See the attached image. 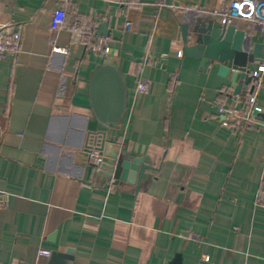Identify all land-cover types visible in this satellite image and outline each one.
I'll use <instances>...</instances> for the list:
<instances>
[{"label": "crops", "instance_id": "0c3cea01", "mask_svg": "<svg viewBox=\"0 0 264 264\" xmlns=\"http://www.w3.org/2000/svg\"><path fill=\"white\" fill-rule=\"evenodd\" d=\"M231 1L0 0V24L21 31L20 53L0 61V264H47L41 249L70 248V264H264V75L252 84L256 122L226 124L230 75L184 55L182 26L196 19L185 8L222 22ZM61 7L69 18L53 31ZM229 22L263 43L246 21ZM84 29L95 30L90 46ZM105 64L128 90L108 137L143 158L139 188L114 185L86 155L102 129L89 80Z\"/></svg>", "mask_w": 264, "mask_h": 264}, {"label": "water", "instance_id": "95a60500", "mask_svg": "<svg viewBox=\"0 0 264 264\" xmlns=\"http://www.w3.org/2000/svg\"><path fill=\"white\" fill-rule=\"evenodd\" d=\"M107 26L108 23L103 24V37L109 35ZM182 35L184 55L195 58L201 66L208 62L218 65L220 76L230 75L234 96L244 97L254 92L252 84L256 79L250 72L252 66L264 62V43H253L245 30L228 21L222 23L214 19L197 18L192 26H182ZM89 96L96 120L102 127L93 136L103 156L102 172L114 180V185L126 183L139 188L148 168L143 164V158L123 154L116 149L115 140L108 137L110 133L115 134L128 106L126 81L116 65L105 64L93 71L89 80ZM241 107L242 103H239L236 108ZM259 117L264 124V113ZM110 145L114 148L108 154L106 149ZM74 254L71 248L64 253L53 251L47 264H70L74 261Z\"/></svg>", "mask_w": 264, "mask_h": 264}, {"label": "built area", "instance_id": "2783aa9c", "mask_svg": "<svg viewBox=\"0 0 264 264\" xmlns=\"http://www.w3.org/2000/svg\"><path fill=\"white\" fill-rule=\"evenodd\" d=\"M188 12L193 14L196 19H206L207 14L203 9L198 7L185 8ZM224 16L223 23L229 22L230 18H236L244 20L248 23L250 30L259 34L262 42L264 43V0H232L229 5L222 11ZM69 15L64 8H60L54 12L51 18V29L58 31L64 27ZM125 28L127 30L132 28V22L127 21ZM248 39H250L248 37ZM73 40L77 41L75 35ZM251 40V39H250ZM106 48V47H104ZM53 52L63 53L67 52L64 47H57L53 43ZM21 51V31L14 30L8 25L0 24V61L9 55H18ZM250 75L259 81L264 75V62L259 64L255 70H251ZM137 91L140 93H147L149 91L148 82L144 79H140L137 87ZM242 103V107L237 109V105ZM258 94L254 91L252 94H248L244 97L237 96L234 106L231 109L225 107L220 108V113L226 117V124H236L238 122H244L248 125H252L256 122L258 117ZM90 139L86 155L92 161L94 168L98 171H102L103 156L99 150V144L96 140ZM256 203L264 207V190L258 192L256 197ZM6 206V200L0 198V207ZM52 251L49 249H41L39 251V257L49 258ZM205 260L209 261V257L206 256Z\"/></svg>", "mask_w": 264, "mask_h": 264}, {"label": "trees", "instance_id": "16d2710c", "mask_svg": "<svg viewBox=\"0 0 264 264\" xmlns=\"http://www.w3.org/2000/svg\"><path fill=\"white\" fill-rule=\"evenodd\" d=\"M78 22H79V24L81 25V27H84V25H83V20L80 18L79 20H78ZM77 25V24H76ZM79 25V26H80ZM74 27V26H73ZM95 30H93V29H89V31H86V29H84V41L86 42V45L87 46H90L92 43H94L93 41H90V36H91V34L94 32Z\"/></svg>", "mask_w": 264, "mask_h": 264}]
</instances>
